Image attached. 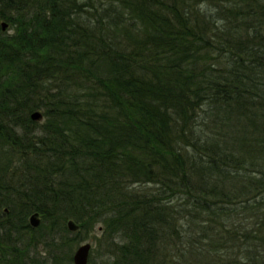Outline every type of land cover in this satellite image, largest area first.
Instances as JSON below:
<instances>
[{"label":"trees","instance_id":"obj_1","mask_svg":"<svg viewBox=\"0 0 264 264\" xmlns=\"http://www.w3.org/2000/svg\"><path fill=\"white\" fill-rule=\"evenodd\" d=\"M1 22L0 264H72L96 227L102 264H264V0H0Z\"/></svg>","mask_w":264,"mask_h":264},{"label":"rangeland","instance_id":"obj_2","mask_svg":"<svg viewBox=\"0 0 264 264\" xmlns=\"http://www.w3.org/2000/svg\"><path fill=\"white\" fill-rule=\"evenodd\" d=\"M5 29L6 30L4 32L7 33L8 35L13 34V32H14L13 27H6ZM37 111H39V110H37ZM40 122H42V121L40 120ZM39 225H40V223H39ZM70 233H73V232H70ZM100 240H101V229L99 227H96L90 233L88 239L81 241L80 244L85 243V242H88L90 244V253H89L88 264H102L104 262V260L107 258L108 254H105L104 249H103V244L100 243L102 246L101 245L99 246L98 243H97ZM80 244H78V245H80ZM78 245H76L73 248L72 255H73V252H74V250L76 249V247ZM56 254H59V252H56ZM29 256H31L32 258L34 257L35 259H43V260H48L49 259L48 258V253H47V248L44 247L41 243H39L36 246L34 251L30 252Z\"/></svg>","mask_w":264,"mask_h":264},{"label":"water","instance_id":"obj_3","mask_svg":"<svg viewBox=\"0 0 264 264\" xmlns=\"http://www.w3.org/2000/svg\"><path fill=\"white\" fill-rule=\"evenodd\" d=\"M7 24L5 22L1 23V29L5 30ZM30 117L33 121H40L42 115L39 111L35 110L30 114ZM28 223L30 227L36 228L40 223V218L38 213H33L28 218ZM66 227L70 232H76L78 230V225L72 220L66 222ZM90 252V244L88 242L82 243L76 247L72 255V264H88Z\"/></svg>","mask_w":264,"mask_h":264},{"label":"flooded vegetation","instance_id":"obj_4","mask_svg":"<svg viewBox=\"0 0 264 264\" xmlns=\"http://www.w3.org/2000/svg\"><path fill=\"white\" fill-rule=\"evenodd\" d=\"M1 23H2V22H1ZM0 26H1V24H0ZM6 27H8V26H6ZM5 30H6V29H5ZM5 30H2V29H1L2 32H4Z\"/></svg>","mask_w":264,"mask_h":264}]
</instances>
